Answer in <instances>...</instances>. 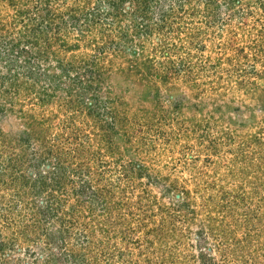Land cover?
<instances>
[{"label":"rangeland","instance_id":"rangeland-1","mask_svg":"<svg viewBox=\"0 0 264 264\" xmlns=\"http://www.w3.org/2000/svg\"><path fill=\"white\" fill-rule=\"evenodd\" d=\"M105 1L53 4L52 26L70 23L66 33H49L70 43L59 46L64 64L74 63L70 78H54L52 55L27 78L32 88L13 96L7 82L12 92L0 96V231L13 240L0 236V264H73L58 237L49 244L53 222L29 236L21 228L28 203L79 200L60 177L73 161L60 155L73 150L90 160L82 172L76 167L77 188L91 183L116 195L112 217L84 216L93 239L80 251L85 264H264V0H113L119 18L107 23L118 25L99 22L87 32L81 8L90 15L110 8ZM20 8V0H0L2 48L27 37ZM48 9L47 0L26 8L30 19ZM38 23L30 29L41 37ZM94 57L101 59L90 68ZM49 90L52 99L42 103ZM22 151L25 167L10 168L7 159ZM60 160L70 163L62 168ZM42 170L50 186L40 198L22 186Z\"/></svg>","mask_w":264,"mask_h":264},{"label":"trees","instance_id":"trees-1","mask_svg":"<svg viewBox=\"0 0 264 264\" xmlns=\"http://www.w3.org/2000/svg\"><path fill=\"white\" fill-rule=\"evenodd\" d=\"M30 1L32 0H20V4L22 3L24 10L20 8V10L18 11L19 15L23 18L20 20H24L23 23H25L26 19L28 18V22L25 23V31H23L25 35L27 34V37H24L23 39L19 37L20 40L17 39L16 43L13 41L7 42L6 44H4L5 46L2 48L3 39L0 36V91H1L0 96L6 95L12 92L10 91L11 89H6L7 82H10L12 85L13 91L15 90L14 91L15 95L13 96H16L17 93L18 94L21 93L23 89H25V87L27 88L31 87L28 83L27 78H29V76L33 77L37 69L41 71L42 66H43L41 64L43 62L50 63V59L52 55H53L52 57H54L55 59V63L58 65L56 69L60 70V73H58L59 75L54 76V78L57 77L58 79L63 80L65 78H70L69 75H71L72 72H75V69H73L74 63L64 64V60L61 59L60 57L61 53L59 50H61V48L59 46H62V48L68 47L70 46L69 41L62 40L60 38L57 39L54 36L50 37V34H49L50 31L52 32L51 33L52 35L53 33L54 34L56 33L55 35H58L59 33H62V32L66 33L67 26L70 25L68 21H65L64 18L62 19L60 17L59 19H62L61 21L63 25H59V27H56V28L52 26L53 24H55V21H58V16L55 14V9L53 5L57 2V0H47V4L48 6L51 7V9L46 10L44 15H42L41 17L35 16V17H32L31 19L29 18L30 10H26L27 6H29ZM228 1H229V5H235L236 2L238 3L242 2L241 0H228ZM116 3L117 2L113 0H106L104 4H107L110 8L93 9V11H90L89 13L90 15L84 14V11L86 8L85 9L81 8L80 11L82 12V17L84 19L83 23L85 24L87 32L92 31V28H95L96 26H98L99 22L100 23L104 22L105 24H108L109 27H115L116 25H118L116 20H111V19L109 20V23H107L108 17H113L115 19L119 18V14H118L119 7L117 6ZM102 12H105V13H102ZM72 20H73L75 32L79 34L78 36H81V35L84 36L85 33H84L83 28L79 27L80 22H82L81 19L76 17L75 19H72ZM37 22H39L37 26L40 27L42 31L40 33L42 35L41 37L37 36V33H38L37 29H34V28L30 29L31 24L32 23L36 24ZM10 27L12 29V26ZM125 34L127 35L128 33L123 32V36ZM26 38L27 40H31V43L28 41L27 42L28 44H25V46L20 50V53H19V50L17 49L21 46V41L25 40ZM40 38L44 39L46 43V47L43 50H41L42 48H40L41 47V42L39 41ZM57 42L59 43L58 47L56 45ZM111 43H109V45L112 48V46L114 45V43H116V41L113 40L111 41ZM136 53L137 51H135V54ZM100 55H101L100 57H102L107 54L105 52H102L100 53ZM100 57H96V58L94 57V59L89 58L86 62L89 63L88 65H91L90 68H93V66H97L96 62H98L101 59ZM85 58L86 57L82 58V60H85ZM36 59H38V61L35 63ZM22 63H24V65ZM33 63H35V65L39 63V65L41 66L33 67L32 66ZM25 68H29L28 72H25ZM56 69H54V71H56ZM47 71H51L50 66L47 67L46 72ZM24 72L27 73L26 77H25ZM23 77H25V79H23ZM76 77L79 80L77 83H82L83 80L80 81V78L78 76ZM20 80L23 81L22 84L20 83ZM52 94L53 92L50 93V90H49V94L46 92L44 96L43 95L41 96V100H42L41 102L48 103L52 99V96H53ZM5 110L6 109H4L0 104V114L1 113L4 114ZM45 146L48 147L47 145ZM52 150L53 149H49V152ZM22 152L23 154L21 155ZM22 152L20 153L19 157L16 154L17 155L16 158L10 156L7 159L10 163V168L11 167L13 168V165L15 163L19 164V166H23L22 162L24 160L25 152L24 151ZM68 152L69 153L61 154L60 157L68 158L67 154H70V157L73 158V161L70 163L68 161L69 159L66 160L65 162H63V160H60L58 162V165H60L59 167L65 168V166L68 164L66 162H69L70 163L69 166L72 168L71 169L72 172L70 173L69 176L67 175V173H65L64 175L60 177L64 178V182L67 181V183H69L70 181V183L72 184V187L74 188L70 194L77 195L79 200H77L74 205L67 206L66 205L67 200L64 195H61V196L58 195V197H60V200L58 198L55 199L52 196H50L48 199L46 197L42 198V195L45 194V192L49 190L50 183L48 179L46 178V176L43 175V170L41 171V173H38L35 171L34 174L38 176V178L29 179V180L26 179L27 180L26 185L24 184L22 187H25L28 185L29 188L33 192H35V195L38 197L40 196V198L42 199L36 200L33 203H28L27 207L22 209L29 219H26V217L24 216L23 225L21 228H22V231L25 233L24 236L26 235L29 236V234L35 231L34 227L38 223L42 222L43 225H47L48 227L49 225L52 224L51 222H53V228L54 227H57V228H56V231L54 229L49 230L53 232L51 235L52 236L51 239L52 238L53 239L52 241L51 239H49L50 240L49 244L52 245L54 243L53 241H57V237H58V239L62 241L65 251H68V256L70 255L68 257L69 260L73 261V264H78L80 260H81L80 264H85L86 261H82L84 260V258L86 260L85 253L80 252V251H81V248H86V251H87L90 245L92 244L93 239L91 240V235L88 233L87 228L89 226L84 216L85 215L89 216L90 214L94 215V213L97 212L98 210H104L103 213H106L107 217H112L113 211L115 209L114 200L116 199V195L112 193V191L109 189L102 190V189L97 188L96 190L93 188V185H91V183H89V186L86 191L81 189V187L77 188V183L74 178L80 174V171L82 172L84 169L87 168V165L90 163L89 162L90 160H84V158L86 157L84 156V152L77 153V151L75 150L68 151ZM49 156H51V152L48 154V157ZM44 159H46V157ZM78 159L81 161H79ZM44 162L40 161V163L36 165V170L40 168L42 165H44ZM79 166L81 167V170L78 172L79 169L77 170L76 167H79ZM52 169L53 168L50 165L49 166L46 165L47 171H51ZM88 173L90 174V170ZM1 180H2V177L0 178V182H2ZM62 187L63 186H61V188ZM66 187L67 186L65 185L64 190ZM65 193H69V191H65ZM26 194H27L26 191L23 192L22 197H24ZM62 197L63 198L65 197V199L63 200ZM84 204H88V206H86L87 209H85ZM95 208L97 209L95 210ZM87 211H89L90 214L89 213L87 214ZM24 212H23V215H24ZM9 226L12 227L13 224L9 223ZM102 231L107 233L105 229H102ZM74 232L78 233L80 236L78 237ZM0 236H4V238L9 239L10 241H13L10 237L5 236L3 234V231H0ZM71 236L76 240V242H73L72 240H70ZM20 238L21 237H17L18 240ZM47 238H50V237L48 236ZM3 249H4V243H1L0 250L3 251Z\"/></svg>","mask_w":264,"mask_h":264}]
</instances>
